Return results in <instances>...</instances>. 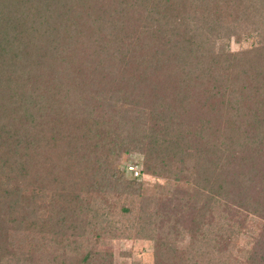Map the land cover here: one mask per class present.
Instances as JSON below:
<instances>
[{
    "label": "trees",
    "instance_id": "1",
    "mask_svg": "<svg viewBox=\"0 0 264 264\" xmlns=\"http://www.w3.org/2000/svg\"><path fill=\"white\" fill-rule=\"evenodd\" d=\"M246 14L264 0H0V264H111L106 238L215 264L247 215L264 264V34L218 42Z\"/></svg>",
    "mask_w": 264,
    "mask_h": 264
},
{
    "label": "rangeland",
    "instance_id": "2",
    "mask_svg": "<svg viewBox=\"0 0 264 264\" xmlns=\"http://www.w3.org/2000/svg\"><path fill=\"white\" fill-rule=\"evenodd\" d=\"M262 17L253 18L246 14L240 19L236 27V36L219 39L228 51L255 48L262 45L261 39L264 31ZM120 169H123L126 178L136 177L146 186L152 187L156 184L163 185L164 180L147 174L133 176L126 171L128 165H133L140 171L142 167V155L131 152L121 156L118 161ZM153 190V188H152ZM263 220L247 215L237 239L224 248H217L215 256L219 261L215 264H251L248 258V249L253 243L258 231L262 228ZM176 242L177 251L181 257L187 256L188 234H184ZM96 249L110 256L111 264H153V243L151 240L138 238H106L98 241Z\"/></svg>",
    "mask_w": 264,
    "mask_h": 264
},
{
    "label": "built area",
    "instance_id": "3",
    "mask_svg": "<svg viewBox=\"0 0 264 264\" xmlns=\"http://www.w3.org/2000/svg\"><path fill=\"white\" fill-rule=\"evenodd\" d=\"M126 171L128 173L132 174L133 176H138V174H139V171L133 165H128L126 167Z\"/></svg>",
    "mask_w": 264,
    "mask_h": 264
}]
</instances>
